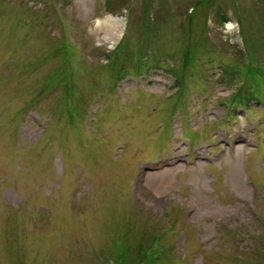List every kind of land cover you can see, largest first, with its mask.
Segmentation results:
<instances>
[{
  "label": "rangeland",
  "instance_id": "rangeland-1",
  "mask_svg": "<svg viewBox=\"0 0 264 264\" xmlns=\"http://www.w3.org/2000/svg\"><path fill=\"white\" fill-rule=\"evenodd\" d=\"M127 1L0 0V264H264V0Z\"/></svg>",
  "mask_w": 264,
  "mask_h": 264
},
{
  "label": "trees",
  "instance_id": "trees-1",
  "mask_svg": "<svg viewBox=\"0 0 264 264\" xmlns=\"http://www.w3.org/2000/svg\"><path fill=\"white\" fill-rule=\"evenodd\" d=\"M201 2H203V1H200L198 3H201ZM120 6H121V8L126 9L129 6V1H127V0H121ZM110 9L111 10H114L115 8H110ZM193 15L194 14H192V12H191V13L188 14V17L187 18L189 20H192ZM195 44H196V42H195ZM194 59H195L194 58V51L191 50V46L188 45L187 49L183 53V64H182L183 66H182V69L183 70H186V67L187 66L193 65ZM254 74L257 75V76H260V77L264 78V70H262V69L257 70V71H254ZM180 80L181 79L176 78V81L177 82H179ZM243 88H244V86H240L239 87V89L237 91L238 93L236 95L237 97H240L241 98L240 95L243 92ZM180 93H182V92H180ZM255 95L256 94L253 91V94L249 95L250 98H248L247 100H249V99L251 100V98L253 96H255ZM241 100L243 102H245V103L247 102V100L244 101L242 98H241ZM145 248H143L142 246H138V248H137L138 249V252L136 251V253L134 254L135 260H136L135 261V264H137L138 262H141V261H142L143 264H157L159 262V260L161 259V257L164 256V255H162V252L159 251L158 248H153L152 247V249L150 251L151 253L149 254L148 258L145 259ZM126 252H127L126 250H121V249H118V251H117V254H119L121 256L122 264H129V258L126 256Z\"/></svg>",
  "mask_w": 264,
  "mask_h": 264
},
{
  "label": "bare ground",
  "instance_id": "bare-ground-1",
  "mask_svg": "<svg viewBox=\"0 0 264 264\" xmlns=\"http://www.w3.org/2000/svg\"><path fill=\"white\" fill-rule=\"evenodd\" d=\"M115 34V33H114Z\"/></svg>",
  "mask_w": 264,
  "mask_h": 264
}]
</instances>
